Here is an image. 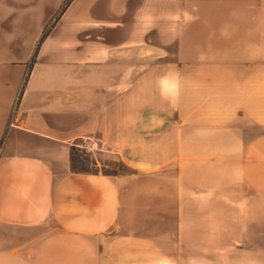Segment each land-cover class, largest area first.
Returning <instances> with one entry per match:
<instances>
[{"label": "crops", "instance_id": "0c3cea01", "mask_svg": "<svg viewBox=\"0 0 264 264\" xmlns=\"http://www.w3.org/2000/svg\"><path fill=\"white\" fill-rule=\"evenodd\" d=\"M66 2L0 0V264H264V0Z\"/></svg>", "mask_w": 264, "mask_h": 264}, {"label": "rangeland", "instance_id": "374dc122", "mask_svg": "<svg viewBox=\"0 0 264 264\" xmlns=\"http://www.w3.org/2000/svg\"><path fill=\"white\" fill-rule=\"evenodd\" d=\"M71 1L67 0L65 6L69 5ZM171 61V58L148 59L149 64H158L164 67L171 64ZM88 142L92 143L90 140ZM94 142L97 141L94 140ZM81 143L76 144L79 151L75 153L76 160L80 166H84L90 171H96L98 169L101 173H117L118 175H134L139 172L137 169L129 166L120 156L105 153L100 151V149L89 152L84 147L79 146Z\"/></svg>", "mask_w": 264, "mask_h": 264}, {"label": "trees", "instance_id": "16d2710c", "mask_svg": "<svg viewBox=\"0 0 264 264\" xmlns=\"http://www.w3.org/2000/svg\"><path fill=\"white\" fill-rule=\"evenodd\" d=\"M66 8V6L64 7V9ZM50 29H47L43 32V35L41 36V39L39 40L38 46H37V50L38 47L41 45V43L44 41V39L49 35ZM36 50V52H37ZM36 52L35 55L33 56V59L31 60V64L33 62H35L36 60ZM79 151V148L77 146H73L71 148V168L74 172H81V173H99V170L97 169L96 171H90L89 169L85 168L84 166H80L78 164V161L76 160L77 157L75 156V153ZM95 165L97 166V164L95 163ZM103 174H107V175H118L117 173H106L104 172Z\"/></svg>", "mask_w": 264, "mask_h": 264}, {"label": "built area", "instance_id": "2783aa9c", "mask_svg": "<svg viewBox=\"0 0 264 264\" xmlns=\"http://www.w3.org/2000/svg\"><path fill=\"white\" fill-rule=\"evenodd\" d=\"M79 146L84 147L89 152H92L94 150L99 149L98 148L99 147L98 143L97 142H94V141H92V143H90L88 141H83Z\"/></svg>", "mask_w": 264, "mask_h": 264}]
</instances>
